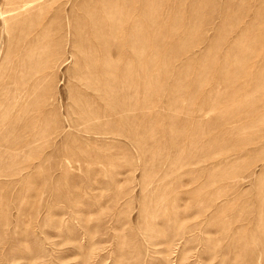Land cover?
Returning a JSON list of instances; mask_svg holds the SVG:
<instances>
[{
  "label": "rangeland",
  "instance_id": "374dc122",
  "mask_svg": "<svg viewBox=\"0 0 264 264\" xmlns=\"http://www.w3.org/2000/svg\"><path fill=\"white\" fill-rule=\"evenodd\" d=\"M0 264H264V0H0Z\"/></svg>",
  "mask_w": 264,
  "mask_h": 264
}]
</instances>
